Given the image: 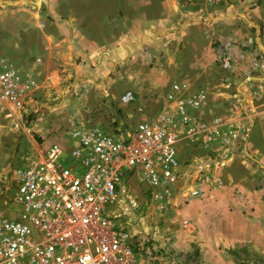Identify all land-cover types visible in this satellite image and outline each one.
I'll return each instance as SVG.
<instances>
[{"label": "crops", "instance_id": "obj_1", "mask_svg": "<svg viewBox=\"0 0 264 264\" xmlns=\"http://www.w3.org/2000/svg\"><path fill=\"white\" fill-rule=\"evenodd\" d=\"M37 2L0 0V4L21 7L32 4V27L13 31L18 45L29 39L32 54L26 55V66L39 67L36 63L45 60L72 68L74 83L83 86L80 97L84 104L71 105L74 100L69 96L61 99L62 109L36 113L31 128L39 144L45 147L57 142L68 150L72 118L83 115L86 106H102L113 97L116 102L127 89L153 115L175 110L174 101L167 97L173 82L184 83L189 91H202L205 101L192 114L251 125L245 157L232 155L220 164L208 163L204 150L183 138L177 125L179 161L188 160V166L192 165L181 174V191L196 187L203 191L201 198L182 205L177 215L190 224L192 234L187 240L205 260L222 264L230 259L225 252L229 248L264 254V196L260 189L264 175V0H120L124 14L112 20L107 19L106 11L94 12V0H48L43 14H39ZM185 14L190 21L182 24ZM35 15L41 20L50 17L53 22L38 24ZM171 21L176 24L175 32L165 35ZM226 37L237 45L232 47L233 73L222 81L215 78L218 65L208 58L214 56L211 43ZM251 41L263 57L258 68L251 65L254 55L247 46ZM14 54H8L10 63L24 66L26 56ZM0 59L7 62L8 58ZM148 62L154 65L145 69ZM120 108L117 118L123 126L139 119L129 106ZM4 210L0 203V218Z\"/></svg>", "mask_w": 264, "mask_h": 264}, {"label": "built area", "instance_id": "obj_2", "mask_svg": "<svg viewBox=\"0 0 264 264\" xmlns=\"http://www.w3.org/2000/svg\"><path fill=\"white\" fill-rule=\"evenodd\" d=\"M233 44L227 37L217 48L223 77L233 73ZM251 52L252 67H260V50ZM32 86L27 74L0 59V120L12 130H19L26 116L25 97ZM170 90L172 112L151 114L127 89L116 104L139 116L133 125L122 127L113 117L97 118L87 110L67 131L68 150L51 142L42 149L32 146L20 157L12 171L11 198L19 212L0 218V264H152V248L111 220L114 210L109 207L124 203L128 179L137 175L157 211L200 198V188H180L177 125L192 146L223 152V159L236 151L245 157L251 127L218 116L198 117L191 111L203 105L204 92L189 91L179 82L171 83ZM260 189L264 193V175Z\"/></svg>", "mask_w": 264, "mask_h": 264}, {"label": "rangeland", "instance_id": "obj_3", "mask_svg": "<svg viewBox=\"0 0 264 264\" xmlns=\"http://www.w3.org/2000/svg\"><path fill=\"white\" fill-rule=\"evenodd\" d=\"M42 1L43 0H38L37 2V5H39V14H43L44 10L49 6L48 0ZM99 1L100 4L94 0V12L101 10L106 11V16L109 20H112L111 18L114 19V17L119 19L123 16L124 6L119 4L120 0ZM43 3H45V5ZM30 5L31 6L23 4V7H21L16 4H0V57L4 58L5 56L8 58L6 59L7 65L17 69L22 75L27 74L29 79L33 82L32 92L25 97L26 104H24V112L26 113V116L23 117L20 123V129L12 130L5 124V121L0 120V203L1 208L3 204L4 209L6 208L1 216L6 218H13L19 212V207L13 200H11L14 192V184L12 182L13 169L21 164L20 157L24 153H30L32 151V146L38 147L39 149L43 148L39 144V139L32 134V121L37 119V115L35 114L43 112V110L46 109L51 111L54 109H62L61 105L63 104V101L61 99L64 97L68 98L69 96L74 100L71 102V105H77L78 107L84 105L82 104V97H80L83 86L76 83V80V84L74 83V72L72 71V68L68 69L59 62L50 63L45 60L36 63L39 67L34 66L32 68V64L26 66L27 61L29 60L26 55L32 54V49H28L29 44L27 43L29 41L27 40L29 39L27 38L24 42H21V44L18 45V42H15L18 39L16 36L17 34L13 33V31L19 29V27H32V4ZM181 5H183V3H180V6ZM186 14L182 16L180 20L181 22L179 21L180 23L187 21L189 16ZM104 16L105 15H103V18ZM35 18L37 19V22L39 20L38 24L45 23V20L46 22L49 21V23L53 22L50 17L41 20L38 19L39 15H35ZM189 21L190 20L187 22ZM153 25L154 28H158L155 27V22H153ZM175 26L176 24L173 25L172 21L168 22L166 26V30L168 31L165 35L175 32ZM257 29L258 33H260V28L258 27ZM259 37L258 34V38ZM226 38L222 41L214 40L211 43V46L214 47V56L208 58L207 55H204L203 58H208L209 61L213 60L216 65H218L217 48ZM234 44L237 45L235 42ZM247 46L251 51L255 48L252 41L247 43ZM245 47L246 45L244 46L243 44V48ZM10 49H16V51L14 50L12 52L11 50L10 52ZM190 51L194 54V46L190 48ZM11 53L13 55L16 53L20 57L22 56V58L26 56L25 59H23L25 60L24 66L23 64L19 66L12 65L13 63H10L12 58L8 55ZM153 65L154 63L148 62V64H145V69L151 68ZM230 75L231 74L226 75L227 81ZM215 78L222 81L226 79L219 73H215ZM116 103L115 97H113L102 106L95 105L86 107H88V111L91 110L96 113L97 118L109 119L108 117H113L118 121L119 119L117 117L119 116L118 113L121 108L118 109V103ZM69 107L73 112L74 108H71L72 106ZM83 118L85 117H83L82 114L78 115L77 117L72 118V123L80 122ZM121 126L128 127L129 125L126 124L123 126L121 124ZM26 135L30 142L26 140ZM32 139L35 142L32 143ZM188 147L190 148L191 146L187 145V148ZM203 150L205 153V160L208 163L212 162V164H220L228 159H223L225 155L223 152L217 150ZM235 155L242 156L238 151H236ZM67 161L69 160L67 159ZM181 165V168H183L181 171L182 175L185 174V171L188 172L192 166H188V160L182 161ZM128 180L129 182H127L126 186L129 187V191L125 197L124 203L121 207H109L110 210H114L111 220L115 225H119L128 230L131 234H134L136 237H140L145 241L146 245L152 248L153 251L150 260L152 264H214L212 261L205 260L204 257L202 258L196 246L190 244L187 240L192 234L190 224L187 223L182 226L181 223L184 219L178 216L176 212L186 203H180L173 208L157 211L153 209L147 200V195L143 192V187L139 184L137 175H132ZM262 195L264 196V193H262ZM182 242H184L185 245H182ZM231 250L235 251L236 255H230L227 253V249H225V252L230 259H224L222 264H264V254H258L247 249Z\"/></svg>", "mask_w": 264, "mask_h": 264}, {"label": "trees", "instance_id": "obj_4", "mask_svg": "<svg viewBox=\"0 0 264 264\" xmlns=\"http://www.w3.org/2000/svg\"><path fill=\"white\" fill-rule=\"evenodd\" d=\"M227 253H229L230 255H233V256L236 255V252L231 250V249H227ZM239 264H242V263H239Z\"/></svg>", "mask_w": 264, "mask_h": 264}]
</instances>
